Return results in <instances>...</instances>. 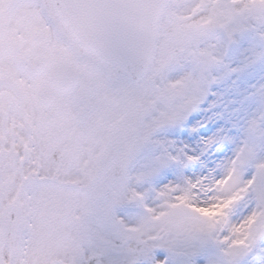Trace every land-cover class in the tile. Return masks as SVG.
I'll return each mask as SVG.
<instances>
[{
    "label": "snow or ice",
    "instance_id": "obj_1",
    "mask_svg": "<svg viewBox=\"0 0 264 264\" xmlns=\"http://www.w3.org/2000/svg\"><path fill=\"white\" fill-rule=\"evenodd\" d=\"M0 264H264V0H0Z\"/></svg>",
    "mask_w": 264,
    "mask_h": 264
}]
</instances>
